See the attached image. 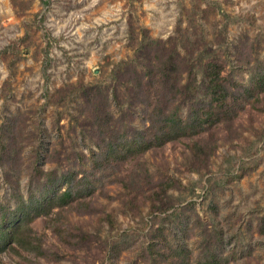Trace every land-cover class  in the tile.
I'll return each mask as SVG.
<instances>
[{"label":"rangeland","instance_id":"obj_1","mask_svg":"<svg viewBox=\"0 0 264 264\" xmlns=\"http://www.w3.org/2000/svg\"><path fill=\"white\" fill-rule=\"evenodd\" d=\"M197 1L0 0V124L15 118L21 142L8 174L0 164L1 205H13V188L26 194L37 165L97 173L86 159L97 148L81 88L100 86L119 116L110 74L133 55L128 22L136 33L145 28L151 38L170 39L167 45L184 44L182 53L192 44L211 48L234 93L264 66V0H199L201 9L213 8L206 14ZM235 96V114L203 134L217 140L209 158L196 161L185 138L141 158L154 178L168 179L174 207L160 211L167 198L142 204L143 195L141 203L128 202L132 195L116 176L134 162L105 169L94 194L82 200L89 205L69 214L54 209L31 223L42 255L19 246L3 251L0 264H151L156 229L194 254L206 230L230 264H264V91L253 104ZM130 111L123 123L141 128L143 108Z\"/></svg>","mask_w":264,"mask_h":264},{"label":"trees","instance_id":"obj_2","mask_svg":"<svg viewBox=\"0 0 264 264\" xmlns=\"http://www.w3.org/2000/svg\"><path fill=\"white\" fill-rule=\"evenodd\" d=\"M199 3L198 0L194 6L203 14L213 9L211 6L201 9ZM128 23L133 55L114 64L110 74L113 80L111 96L119 104V116L115 117L100 86L81 88L82 101L90 112L86 119L94 127L97 148L92 149L86 159L97 173L93 175L83 168L75 171L71 167L58 172L55 167L44 170L37 165L26 194L13 188V205L0 204V254L6 249L23 246L42 255L40 245L32 241L35 235L31 223L36 218L48 216L54 209L69 214L74 208L89 205L90 201L84 203L82 200L96 191L95 179L102 181L99 176H103L105 169H114L118 165L134 162L128 174L116 176L125 194L132 195L129 203L135 204L136 198L141 203L138 198L143 195L142 204L155 200L164 203L167 198V204L159 208L160 211L174 207L175 197L168 194L171 187L168 179L154 178L145 160H141L144 154L185 138L196 161L207 159L216 149L217 140L211 133L206 138L203 134L222 118L235 114L229 105L233 94L245 95L252 104L259 101L258 93L264 91L262 64L247 82L236 84L240 85V90L234 93L222 75L224 65L210 53L211 48L198 49L200 44H192L182 53L184 44L178 46L177 42H171L167 45L170 39L151 38L145 28L136 33L132 23ZM137 35L140 36L135 38ZM105 92L110 95L107 90ZM123 105H126L125 109ZM133 105L143 108L141 128L123 123L125 119L131 120L128 114ZM146 122L148 125L144 126ZM15 123V118H7L0 124V164L7 167L5 174L16 163L21 144L14 133ZM155 233L156 239L149 242L151 264H230L228 256L215 250L206 230H202L196 254L187 247L173 246L162 230L156 229Z\"/></svg>","mask_w":264,"mask_h":264}]
</instances>
